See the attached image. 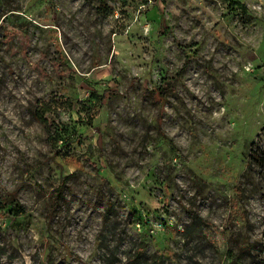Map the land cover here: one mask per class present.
<instances>
[{"label": "rangeland", "instance_id": "obj_1", "mask_svg": "<svg viewBox=\"0 0 264 264\" xmlns=\"http://www.w3.org/2000/svg\"><path fill=\"white\" fill-rule=\"evenodd\" d=\"M253 153L264 0H0V264H264Z\"/></svg>", "mask_w": 264, "mask_h": 264}, {"label": "trees", "instance_id": "obj_2", "mask_svg": "<svg viewBox=\"0 0 264 264\" xmlns=\"http://www.w3.org/2000/svg\"><path fill=\"white\" fill-rule=\"evenodd\" d=\"M36 116L40 119V120H43L44 121V118H43V116H42V114H40V112H36ZM254 154V153H253ZM254 157H255V159L256 160H258L259 162H264V154H254ZM17 209V213H20V212H22L23 210H22V208L21 207H18V208H16ZM193 222L195 223L196 221H199V218L196 216V215H194V217H193ZM143 254V252H139L138 254H137V257H140L141 255Z\"/></svg>", "mask_w": 264, "mask_h": 264}]
</instances>
